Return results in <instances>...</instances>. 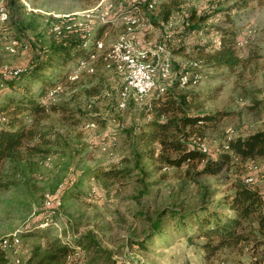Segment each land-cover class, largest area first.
Segmentation results:
<instances>
[{"label":"rangeland","instance_id":"1","mask_svg":"<svg viewBox=\"0 0 264 264\" xmlns=\"http://www.w3.org/2000/svg\"><path fill=\"white\" fill-rule=\"evenodd\" d=\"M15 1L18 3V0H7L10 18L0 23V29L8 36L6 42L0 39V70L3 65L10 69L23 68L41 49L57 42L59 36L76 33L55 35L50 29L53 23L60 21V16L55 15L66 12L78 15L81 10L95 6L98 0H29L34 10L19 9ZM105 1L113 5L122 1L128 6L142 0ZM230 1L155 0L153 10L147 15L151 28L139 35L144 45L156 38L163 28L162 23L170 19L173 24L169 34L181 39L178 31L182 33L184 14L190 9L202 8L216 11L183 32L185 40L199 37L212 48L210 40L222 28L233 26L239 32L236 52L244 62L233 67L201 64V78L182 85L177 81L178 67L196 56L189 48L173 53L170 47L177 41L167 44L171 52V75L166 88L181 93L189 91L201 111L220 114L216 121L200 124L207 154L219 149L227 133L264 129V1L250 0L239 9L230 8ZM166 6L170 12L164 19L160 10ZM99 7L103 8V4ZM101 25L94 23L93 32ZM100 29V37L108 46L120 33L121 20L108 21ZM11 39L15 43L9 51ZM75 62L73 60L72 66ZM95 67L94 74L80 71L73 82L61 78L53 101L67 108L48 110L39 120L40 129L49 130L48 136L55 143L50 144L44 157L37 159L32 170L23 169L16 175L15 185L0 190V237L11 233L19 235V245L9 256L15 255L19 260L17 264H22L31 245L42 241L39 231L45 230L49 236L61 238L90 232L99 247L107 251L109 259L89 262L90 251L83 249L80 259L84 264H247L250 254L245 248H222L209 257L203 256L194 244L200 238L187 240L180 236L174 230V219L163 217L157 234L146 238L145 233L163 207L186 210L203 205L221 209L220 202L232 180L240 179L264 191V155L239 161L215 174H198L194 163L178 167L160 165L143 154V143L136 133L144 115L149 116L146 103L150 96L164 97L168 90L157 93L152 89L139 102L128 97L125 107L119 109L115 102L120 75L102 64ZM90 83L96 86L89 89ZM39 85L37 80L28 84L32 91ZM2 89L0 100L4 92L22 91L17 84L3 86L0 91ZM194 110V106L189 107V111ZM152 145L157 146V143ZM106 164L126 167L128 172L118 178L89 176V169ZM71 179L80 181L74 182V187L65 192L59 204L46 207L43 194L53 193L57 185H66ZM71 191L75 194H70ZM42 220H46V224ZM45 225L47 227L41 228ZM139 239L142 243L136 244Z\"/></svg>","mask_w":264,"mask_h":264},{"label":"trees","instance_id":"2","mask_svg":"<svg viewBox=\"0 0 264 264\" xmlns=\"http://www.w3.org/2000/svg\"><path fill=\"white\" fill-rule=\"evenodd\" d=\"M230 2V8L239 9L247 6L250 0ZM135 3L139 4V1ZM212 10L190 9L182 18L184 24L181 32L196 27L197 23L216 11ZM160 12L161 17L165 19L169 15L170 8L163 7ZM150 19L153 22V16H150ZM101 26L89 36L77 32L67 36L61 35L63 37L59 36L57 42L41 49L30 64L23 67L16 75L0 76V89L6 85L12 87L13 84L22 87V91L16 93L4 92L0 100V190L15 185L16 175L22 173L23 169L32 170L37 159L44 157L50 150V144L55 143L48 136L49 130L40 129L42 125L39 120L46 116L48 110L56 111L67 107H62L53 101L58 91L52 98H45L44 101L41 97L44 98L47 90L58 84L62 77L68 79L69 71L75 66V64L72 66L73 60L87 56L92 48L91 41L100 37ZM178 32L181 39L170 34L177 39V43L170 47L172 52L179 53L189 48L196 56L191 59H196L200 67L201 64L208 67H233L244 62L243 57L236 52L235 44L239 32L233 26L220 30L217 34L219 45L212 48L207 41H202L199 37L187 38L186 42V36ZM85 40H88L87 43H84ZM109 46L110 44L104 45L98 52L91 71H82L94 74L96 65L105 66L103 55ZM55 67L58 69L53 70ZM200 67L194 70L201 72ZM61 68L64 69L60 70ZM31 80H37L40 84L39 88L30 90L28 84ZM74 80L68 79L69 82ZM94 84L90 83L88 88L93 89L96 86ZM167 90L168 92L165 93ZM0 92H3V89ZM164 93V97L153 94L150 96V101L146 104L149 116L146 118L144 115L140 123L141 127L136 133L139 141L142 140V152L146 157L164 167L194 163L198 174H215L239 161L264 155V129L232 134L226 143L220 141L219 149L214 154L201 151L190 143L189 138L197 135L204 140L200 124L216 121L220 117L219 112L201 111L198 101L189 91L174 92L165 87ZM191 106L195 107L194 111H189ZM153 142H156L157 146L152 145ZM223 144H226V147H223ZM89 172V176L107 179L123 177L128 169L106 164L95 166L89 169ZM74 182L71 179L62 186L60 201L65 192L74 187L76 183ZM70 194L75 193L71 191ZM221 201L220 204L223 206L221 209L203 205L186 210L163 207L157 211L156 218L149 223L150 229L146 230L145 236L149 238L157 234L161 228L160 220L163 217L170 218L174 219V230L179 232L180 236L187 240L200 238L194 244L200 248L201 254L205 257L222 248H245L250 254L247 264L253 262L264 264V191L240 179L232 180L229 191L224 194ZM44 227L47 225L41 228ZM38 234L43 238L42 241H36L31 245L22 264H78L83 249L90 251L89 262L109 259L107 251L99 247L90 232L72 238L49 236L45 230L39 231ZM135 243L141 244L142 239L136 240ZM77 247L80 250L79 256H69ZM11 252L12 249L0 247V264L11 262L12 257L9 256Z\"/></svg>","mask_w":264,"mask_h":264},{"label":"built area","instance_id":"3","mask_svg":"<svg viewBox=\"0 0 264 264\" xmlns=\"http://www.w3.org/2000/svg\"><path fill=\"white\" fill-rule=\"evenodd\" d=\"M22 8L25 10H34L29 0H18ZM7 0H0V23H4L10 18V13L7 6ZM155 0H142L141 3H131L125 6L122 1H118L113 5L105 0H98L95 6L81 10L78 15L73 12L56 14L60 16L58 23H53L50 27L51 31L59 36L62 32H77L79 34L91 35L93 33V24L106 23L115 19L121 20L122 29L117 37L111 41L109 49L104 53L105 67L112 68L120 74V84L117 90L115 105L122 109L125 107L127 98L130 97L134 101H142L143 98L152 90L157 93L164 91L166 81L170 80L171 75V52L168 48L169 43L177 41L172 37L168 30L173 22L166 19L162 23V30L157 34V37L148 41L144 45L141 43L140 32L148 29L147 24L149 12L154 8ZM103 4V8L99 5ZM98 7V8H97ZM115 8V11L113 9ZM155 34V33H154ZM0 39L6 42L8 36L0 29ZM85 40L84 43H87ZM211 45L218 47L219 40L217 36L211 38ZM92 42V48L87 56L78 57L75 66L69 71L67 78L75 79L80 71H91L93 68V60L98 52L103 48L104 42L101 37L95 38ZM15 40L11 39L8 44L9 51H12V44ZM239 40L237 38L235 46L237 47ZM200 67L196 59H189L181 62L178 67L177 81L180 85L193 83L201 78V72L194 70ZM21 67L10 69L7 65H3L0 70V76H14ZM59 84L50 87L45 93L44 98H52L59 89ZM108 94V91L105 92ZM147 104V103H146ZM232 134H225L222 142L230 138ZM191 144L203 152L208 151L206 142L197 135H192L189 138ZM226 147V144H223ZM250 177H246V180ZM62 184L57 185L53 193L45 192L43 194V203L46 207L56 206L60 203L59 195ZM46 224V220L43 221ZM19 245V235L11 233L0 237V247L12 249L13 251ZM79 248H75L69 256H79ZM18 258L12 256L9 264L18 263ZM78 264H84V261L78 259ZM256 264V263H249Z\"/></svg>","mask_w":264,"mask_h":264},{"label":"crops","instance_id":"4","mask_svg":"<svg viewBox=\"0 0 264 264\" xmlns=\"http://www.w3.org/2000/svg\"><path fill=\"white\" fill-rule=\"evenodd\" d=\"M15 3H16V1H15ZM18 6H19V9H22V10H24V8H22L21 7V5H20V3L18 2V3H16ZM149 28H151V27H149ZM149 28H148V30H149ZM204 36H206V35H204ZM198 39V38H197ZM203 40H205V37H204V39Z\"/></svg>","mask_w":264,"mask_h":264}]
</instances>
